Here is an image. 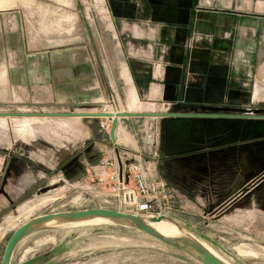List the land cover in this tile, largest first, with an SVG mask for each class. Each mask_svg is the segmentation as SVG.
Segmentation results:
<instances>
[{
  "label": "crops",
  "instance_id": "obj_1",
  "mask_svg": "<svg viewBox=\"0 0 264 264\" xmlns=\"http://www.w3.org/2000/svg\"><path fill=\"white\" fill-rule=\"evenodd\" d=\"M93 2L90 16L85 0L47 6L61 31L41 39L24 27L22 8L33 9L34 0H0V113L261 115L264 90L254 86L264 69V0ZM104 120L110 129L111 119L99 117L0 116V245L9 215L38 186L80 187L100 159L137 164L199 215L219 183L204 173L228 165L230 150L239 154L264 130V119L119 117L113 143ZM90 142L91 159H75ZM210 152L226 159H206ZM178 212L176 205L173 221Z\"/></svg>",
  "mask_w": 264,
  "mask_h": 264
},
{
  "label": "rangeland",
  "instance_id": "obj_2",
  "mask_svg": "<svg viewBox=\"0 0 264 264\" xmlns=\"http://www.w3.org/2000/svg\"><path fill=\"white\" fill-rule=\"evenodd\" d=\"M34 1L36 7L33 9L22 8L25 13L23 16L25 30L41 39L48 33L60 32L58 20L60 17L48 14L49 10L55 11V9L47 7L57 0ZM85 1L84 11L86 16H90L92 12H96L93 8L94 0ZM89 4L90 6L87 7ZM65 10L75 13L69 8ZM68 25L71 30L73 25L70 23ZM84 25L86 32L93 31L89 20ZM103 27L101 31L107 32V24H103ZM74 30L76 31V26ZM106 42L111 49L120 47L119 41L106 40ZM116 58L117 61L121 60V56L117 55ZM258 82L264 83L263 76L260 75ZM261 109L255 114L264 115V108ZM245 112L244 114H247ZM10 129H13V126H10ZM92 148L93 142L86 143L81 150L82 154L77 153L75 159L78 160L83 156L88 157V160L91 159L87 154ZM207 155L209 156L206 159L209 160L226 159L220 152H210ZM201 159L205 160V157ZM228 159L229 164L225 167L212 168L210 174L204 173L212 176L213 181L217 179L219 182L212 185L214 204L198 215L181 203L177 204L175 198V208L177 205L180 212L174 216V222L189 236L206 245L229 264H264V130L254 137L246 138V144L239 154L230 150ZM70 184H55L45 188H42L43 185L38 186L27 200L20 201L22 207L15 208L13 215H9L6 221L11 222L0 245V254L13 230L36 216L90 208L117 210V207L94 198V193H89L93 187L90 181L84 182L80 187ZM48 198L52 200H44L40 204L43 199ZM29 207L34 208L28 213L21 214ZM7 227L8 225L6 229ZM11 264L199 263L183 252L134 228L101 224L36 231L18 244Z\"/></svg>",
  "mask_w": 264,
  "mask_h": 264
},
{
  "label": "water",
  "instance_id": "obj_3",
  "mask_svg": "<svg viewBox=\"0 0 264 264\" xmlns=\"http://www.w3.org/2000/svg\"><path fill=\"white\" fill-rule=\"evenodd\" d=\"M215 109L214 112H217ZM1 117H99L111 119V125L109 129V137L113 143L114 130L116 126V119L119 117H197V118H250V119H264V115H248L244 114V111L239 115L232 114H219V113H198V114H176V113H143V114H123L119 112H101V113H0ZM153 222H159L164 218L170 217H150ZM52 219H57L63 223H71L77 221L91 220V219H106L121 223L120 225L129 224L131 228H134L140 232L145 233L149 237L173 248L179 250L189 256L199 264H224L210 251L204 248L202 245L192 242L190 240L174 239L164 236L146 225L140 218V215H132L127 213L118 212L116 210L90 208L84 210L75 211H63L57 213H49L36 216L18 226L10 234L6 241L2 259L0 264H11L13 253L18 244L32 233L42 229V225ZM191 238L195 239L191 236ZM196 240V239H195ZM199 242L198 240H196ZM200 243V242H199ZM202 244V243H201Z\"/></svg>",
  "mask_w": 264,
  "mask_h": 264
},
{
  "label": "built area",
  "instance_id": "obj_4",
  "mask_svg": "<svg viewBox=\"0 0 264 264\" xmlns=\"http://www.w3.org/2000/svg\"><path fill=\"white\" fill-rule=\"evenodd\" d=\"M261 76L264 78V69ZM263 86V88L261 86ZM264 89V83L254 88ZM254 90V92H255ZM102 130L109 129V122L100 124ZM152 138V135L148 136ZM85 182L90 181L94 198L117 207L118 212L149 217H170L175 209V193L161 180L148 181L141 168L135 163L126 168L116 159H100L97 170L85 174Z\"/></svg>",
  "mask_w": 264,
  "mask_h": 264
},
{
  "label": "bare ground",
  "instance_id": "obj_5",
  "mask_svg": "<svg viewBox=\"0 0 264 264\" xmlns=\"http://www.w3.org/2000/svg\"><path fill=\"white\" fill-rule=\"evenodd\" d=\"M93 118H96V117H93ZM28 128H29L28 124L24 123V124L21 125L20 130H21V132L24 133V132H27L26 130ZM44 200L45 201L52 200V198L43 199L42 202H40V204L43 203ZM34 207H29L27 210H25V212H22L21 214H25V213L30 212ZM140 218L152 230H154V231H156V232H158V233H160V234H162L164 236H167L169 238L181 239V240H190L192 242H196V243L202 245L208 251H210L214 256H216L224 264H229V263H227V261H225L220 256H218L214 251L209 249L206 245L201 244V243L197 242L195 239L191 238V236H189L182 229V227L180 225H178L176 222H174L173 220H170L169 218H164V219H162L159 222H153L151 220V218L149 216H146V215H141ZM101 224L120 225L121 223H118V222H115V221L106 220V219H91V220L77 221V222H71V223H63V222H61V221H59L57 219H52V220H50L48 222H45L42 225V227L43 228L59 229V228H65V227H81V226L101 225ZM124 226L129 227L130 225L129 224H124Z\"/></svg>",
  "mask_w": 264,
  "mask_h": 264
}]
</instances>
